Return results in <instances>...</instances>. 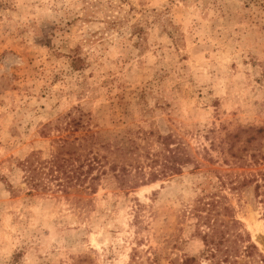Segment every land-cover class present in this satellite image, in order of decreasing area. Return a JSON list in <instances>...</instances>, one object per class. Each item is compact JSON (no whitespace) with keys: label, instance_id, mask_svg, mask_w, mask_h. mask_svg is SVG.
I'll use <instances>...</instances> for the list:
<instances>
[{"label":"rangeland","instance_id":"obj_1","mask_svg":"<svg viewBox=\"0 0 264 264\" xmlns=\"http://www.w3.org/2000/svg\"><path fill=\"white\" fill-rule=\"evenodd\" d=\"M0 264H264V0H0Z\"/></svg>","mask_w":264,"mask_h":264},{"label":"trees","instance_id":"obj_2","mask_svg":"<svg viewBox=\"0 0 264 264\" xmlns=\"http://www.w3.org/2000/svg\"><path fill=\"white\" fill-rule=\"evenodd\" d=\"M87 170L85 171V174H90V171L94 169L98 164V160L96 157H92L91 159H87ZM38 168H33L31 172V179L36 181H42L44 177L46 178L49 176L50 178H59L60 175L61 180L56 184V187L61 192H66V188L69 186H72L71 180H73L74 176H76V180H78L79 175V167H73L71 164H69V160H66L63 157H54L51 160L46 161L45 163L40 162ZM44 166H47V173L43 172ZM53 173H56L54 176ZM97 176H92L90 180L96 179ZM37 182H34L33 186H36ZM134 188V186L132 187ZM233 225L239 224L236 220H232ZM241 236L239 237V240H241ZM202 241L204 243V246L206 247V250L209 252V255L213 258L215 257L216 252H222L221 254L224 255L223 262H226L228 259V255L231 251L236 252V249L234 248H228V246L224 247L225 249H222V245H224L228 239L225 236V232L222 231V229L219 228H213L211 229L209 234H204L202 236ZM248 244L244 246V252H247V250L255 249V246L250 243L249 238L246 241Z\"/></svg>","mask_w":264,"mask_h":264}]
</instances>
